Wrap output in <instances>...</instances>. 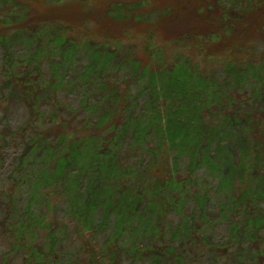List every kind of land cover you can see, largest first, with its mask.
Here are the masks:
<instances>
[{
	"label": "trees",
	"instance_id": "trees-1",
	"mask_svg": "<svg viewBox=\"0 0 264 264\" xmlns=\"http://www.w3.org/2000/svg\"><path fill=\"white\" fill-rule=\"evenodd\" d=\"M259 41L264 0H0V102L22 98L38 121L51 111L45 129L17 132L27 143L17 173L36 192L22 216L5 197L0 225L13 253L63 264L47 218L68 197L60 227L81 246L64 264H264ZM84 60L78 76L92 92L76 113L60 98L62 73ZM123 66L138 73L137 90L118 81ZM203 167L219 175L234 212L224 248L201 232L207 199L187 190ZM190 199L198 220L185 215Z\"/></svg>",
	"mask_w": 264,
	"mask_h": 264
},
{
	"label": "rangeland",
	"instance_id": "rangeland-1",
	"mask_svg": "<svg viewBox=\"0 0 264 264\" xmlns=\"http://www.w3.org/2000/svg\"><path fill=\"white\" fill-rule=\"evenodd\" d=\"M257 45L259 47L258 52H263L264 44L259 41ZM1 48L2 46H0V68L3 66L2 58L4 55V50ZM22 54H24V49L17 47V51L14 53V55L16 57H20ZM86 63V60L82 62L77 61L72 69L68 70L67 73H62L63 79L65 78L64 85L66 88L64 90V87H62L63 85L61 86L62 89L60 90V98L63 100L62 103L67 106L69 111L76 113L81 112L82 103L84 100L89 102V96L92 92L90 90L92 87L82 85V75L78 76L84 72ZM115 74L118 81L124 84L130 83V81H132L138 73L132 72L128 66H123ZM43 76L47 77V74L44 73ZM2 79L3 76H0V87L3 81ZM141 81L142 83L145 82V80ZM138 88V82L133 80L131 89L135 91ZM253 88L254 86L250 89V91L253 90ZM245 93L247 92H242L241 94ZM0 103L2 106L0 109V135L4 138L3 142H0L1 224L5 221L6 215L9 212L7 209L8 204H6L7 200H5L7 198L5 197L11 196L13 204H16L17 206V216H22L24 211L32 203V200H34L32 197L35 196L34 194L36 192V190L33 189V182L31 180H20V175L17 173L19 168L18 158L24 153V144H22L24 137L22 138L21 134H17V132H21L22 130H25V128L27 129L29 127L28 130L31 133L33 130L32 126L35 128L39 127L45 129L43 124L46 125L45 123L49 117V112L51 111H49L50 107L49 109H42L44 114L42 120L40 118L41 121H38L37 117L33 116L26 105H24L22 98H9L8 101L2 100ZM25 138H29V135L26 134ZM26 144L24 146H26ZM129 145L130 144L125 143V148L128 149ZM188 164L189 160L187 157H182L180 163V173L183 176H186L187 174ZM38 167H40L39 170L45 167L43 164H40V160H38L37 166H34V170L36 171ZM31 170H33V168H31ZM14 178H16V180ZM188 182L189 185L187 186V190L191 195L196 193L207 199V201H205L206 203L204 204L206 209V213L204 214L206 223L203 225L201 232L205 234L206 238L210 240V243L213 246L224 248L227 243L229 244L231 242L230 228L231 221L234 219V212L232 211L228 192L220 189L221 184L219 175L203 167L197 169V171L189 178ZM58 201L59 203L57 207L48 211L49 214L47 222L51 224V229H54V237L52 234V238H55L54 252L57 257L64 258V264L68 261L71 254L76 253V249L78 246H81V243L74 239L75 235L70 236V232H72L71 228L68 227V231H66V229L64 231L61 229V224L68 225V197H63ZM184 210L185 215L191 216L195 220L199 219L200 209L195 200L190 199ZM42 211L45 212V209L43 208ZM172 221H177L176 217H172ZM5 233L6 231L0 225V264H24L23 255L21 254L18 256L17 254L13 253L10 240ZM105 235H107V232L104 235L100 234L98 239L102 241L103 238L106 237ZM38 236H40V238L37 240V244L42 243L40 242V239L43 235L42 233H38ZM231 252L232 247L228 250V253ZM48 262V264H53L52 261ZM125 264H150V260L146 257L143 260L137 261L135 263H129L128 261H125ZM194 264L211 263L207 259L202 261V258H197Z\"/></svg>",
	"mask_w": 264,
	"mask_h": 264
}]
</instances>
